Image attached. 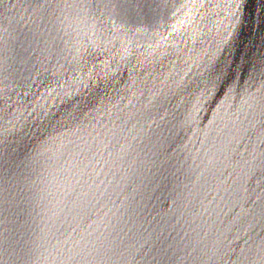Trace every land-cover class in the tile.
<instances>
[{
	"label": "water",
	"instance_id": "water-1",
	"mask_svg": "<svg viewBox=\"0 0 264 264\" xmlns=\"http://www.w3.org/2000/svg\"><path fill=\"white\" fill-rule=\"evenodd\" d=\"M0 264H264V0H0Z\"/></svg>",
	"mask_w": 264,
	"mask_h": 264
}]
</instances>
